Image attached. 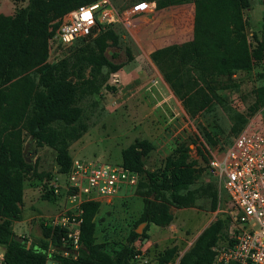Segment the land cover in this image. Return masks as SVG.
I'll list each match as a JSON object with an SVG mask.
<instances>
[{
    "label": "trees",
    "instance_id": "trees-1",
    "mask_svg": "<svg viewBox=\"0 0 264 264\" xmlns=\"http://www.w3.org/2000/svg\"><path fill=\"white\" fill-rule=\"evenodd\" d=\"M93 1L28 0V4L14 15L0 13V246L4 249L1 264H45L47 259L43 247L26 246V237L14 234L10 228L12 221L21 219L22 178L32 169L22 156L20 129L27 130L39 144L51 146L56 151L57 171L67 172L71 164L67 145L86 129L78 122L81 110L73 105L74 92L95 89L93 71L97 72L101 66H107L111 72L120 67L108 62L102 54L108 41L114 43L116 40L111 27L100 29L94 36H86L92 39L91 44L75 54L71 62L66 59L54 64L46 62L47 43L58 18L72 8ZM187 1L193 4L192 36L177 48V54L194 61L201 74L229 77L238 71H249L254 60H261L264 33L250 49L243 31L242 10L248 7L247 0H155V6ZM259 3L264 18V0ZM171 51V46L166 45L149 55L162 65L170 60ZM87 67H90L88 75L92 78L84 75ZM30 72L38 74L37 81H33ZM162 75L170 81L168 74L162 71ZM170 86L175 94H180V103L191 118L212 100L209 91L201 85L183 93L175 84ZM259 104H264V85L255 91L253 107ZM151 148L148 140L134 139L120 151V165L144 175V180H140L134 190L142 200L139 223L166 225L171 220L169 206H191L198 194L210 198L211 210L216 207L217 191L211 183L189 188L198 169L186 160L184 148H176L169 154L159 173L143 166L142 157ZM41 196L50 198L49 192ZM98 207L97 201L80 204V247L74 257L54 255L57 264H129L130 243L136 238V232L129 233L125 244L95 242L93 218ZM226 222L225 217L208 224L177 264L209 262L213 255L211 247ZM41 233L53 246L59 247V229L43 225ZM174 252V246L164 249L155 264H167Z\"/></svg>",
    "mask_w": 264,
    "mask_h": 264
},
{
    "label": "rangeland",
    "instance_id": "rangeland-1",
    "mask_svg": "<svg viewBox=\"0 0 264 264\" xmlns=\"http://www.w3.org/2000/svg\"><path fill=\"white\" fill-rule=\"evenodd\" d=\"M134 1L138 0H116L115 6L122 10ZM247 1L248 7L242 10L243 31L249 48L253 49L256 42L263 38V9L259 0ZM27 4L28 0H0V13L14 15ZM135 16L129 18L131 34L124 33L118 26L110 28L116 40L114 43L108 41L102 53L108 62L120 67L111 72L107 66H101L97 72L93 71L95 89L91 87L83 92H74L73 105L81 110L78 122L86 126V129L78 138L70 141L66 149L71 159L121 163L120 151L124 147L134 139H146L152 148L142 157L143 166L159 173L165 158L176 148H184L186 160L193 162L198 169L189 188L211 183L217 191L216 207L211 210L210 198L204 194H198L191 206H169V223L157 226L144 222L130 243L132 248L127 259L129 264H155L164 249L174 246L175 252L167 264H177L208 224L216 218L226 217L224 210L227 197L205 170L207 149L224 147L245 125L264 133V104L253 107L255 91L264 85V51L261 60H254L247 72L238 71L237 75L231 74L229 77H207L201 74L194 61L177 54V48L188 42L190 35L167 44L172 48L171 58L161 65L150 58V53L146 54L141 49L139 39L133 32ZM83 38H75L67 44L48 40L46 62L54 64L63 59L71 62L75 54L92 42L91 38ZM89 69L87 67L84 70V75L92 78L88 75ZM162 71L168 74L169 82L164 79ZM29 74L33 81H37L38 74ZM70 80L74 79L71 77ZM170 84H175L180 93L201 85L209 91L212 100L205 109L191 118L180 103V94H175ZM20 136L21 151L26 146L25 155L30 159L32 169L22 178L24 203L21 204L19 221L24 220L32 234L22 233L23 223H16L12 231L26 237L29 245L36 243L43 247L47 252L45 264H57L53 256L60 252L48 247L49 238L41 233L43 221L39 220L40 217L35 219L39 212L34 209L47 214L59 206V202L54 207V204L42 201L41 197L47 181L55 175L56 151L51 146L39 144L23 128L20 129ZM140 180H144L143 174L137 175L136 185L122 189L118 196L108 201L100 199V206L93 218L95 242L125 244L129 233L142 223L138 222L141 201L133 197ZM33 214L35 217L30 219ZM230 229L227 219L214 245L227 243Z\"/></svg>",
    "mask_w": 264,
    "mask_h": 264
},
{
    "label": "built area",
    "instance_id": "built-area-1",
    "mask_svg": "<svg viewBox=\"0 0 264 264\" xmlns=\"http://www.w3.org/2000/svg\"><path fill=\"white\" fill-rule=\"evenodd\" d=\"M150 7V2L138 0L118 10L110 0H95L62 14L50 39L67 44L112 26L131 34L129 18ZM204 166L227 197L224 211L231 235L227 243L212 246V259L202 264H264V133L243 126L224 147L207 149ZM136 183L137 174L120 163L72 159L67 172L59 173L48 183L50 195L62 199L56 215L44 224L61 231L59 247H50L60 255L74 257L80 247V204L88 200L99 202L102 198L108 201ZM2 261L0 254V264Z\"/></svg>",
    "mask_w": 264,
    "mask_h": 264
},
{
    "label": "crops",
    "instance_id": "crops-1",
    "mask_svg": "<svg viewBox=\"0 0 264 264\" xmlns=\"http://www.w3.org/2000/svg\"><path fill=\"white\" fill-rule=\"evenodd\" d=\"M146 1L150 2L151 7L149 8V10L143 13H139L137 16H135V19H134L135 27H133V32L138 37L141 49L143 50L144 53L149 54L153 50L160 48L162 46H165L175 40L183 39L190 35L192 36V26H193V4L192 3L186 2V3H181V4H169V5L158 8L155 6L156 2L154 0H146ZM110 2L116 9H118L115 6L116 0H110ZM134 2H131V3H134ZM237 74L238 72L233 75H237ZM54 169H55L54 170L55 175L52 178H50V180L47 181L46 186H44V188L42 189L41 195L43 192H49L47 191L48 183L52 182L53 178L59 177L60 172H58L56 168ZM49 196H50L49 199L43 198L41 196L43 198L42 201L50 202L54 204V207L55 205H57L56 202L57 203L59 202V206H60L62 199L59 196L54 197V196H51L50 193H49ZM133 197L134 198L137 197L140 199L141 201L140 212H141V209H142L141 197L137 195H134ZM21 199H22V203H24L23 185H22ZM59 206L55 209L54 212L47 213V214L41 213L38 209L34 208L40 213V214L36 213L38 217H36L35 219H38L40 217L39 220H42L43 224H45L48 220H50L53 216L56 215ZM41 214L44 216H40ZM32 217H35L34 214L31 216L30 219H32ZM16 223H23L24 226L23 228H21L22 233H24L25 235H28V233L32 234V231L30 230L29 227H27L24 220L12 221L10 223L11 230H12V226L13 227L16 226L15 225ZM16 235H20V233H17ZM20 236H23V235H20ZM47 245L49 247L52 244L49 241ZM3 251H4L3 247L0 246V254L3 255Z\"/></svg>",
    "mask_w": 264,
    "mask_h": 264
},
{
    "label": "water",
    "instance_id": "water-1",
    "mask_svg": "<svg viewBox=\"0 0 264 264\" xmlns=\"http://www.w3.org/2000/svg\"><path fill=\"white\" fill-rule=\"evenodd\" d=\"M25 151H26V146H25V147L23 148V150H22V156H23V158H24V161L27 162V163H29L30 159H29L28 157H26V155H25ZM143 224H144V222H142V223H140V224L138 225V227L135 229V232H136V233L140 232V226L143 225ZM26 246H28V244H26Z\"/></svg>",
    "mask_w": 264,
    "mask_h": 264
}]
</instances>
